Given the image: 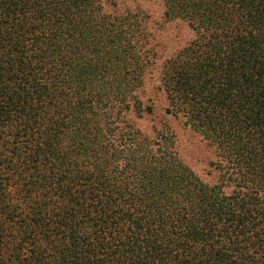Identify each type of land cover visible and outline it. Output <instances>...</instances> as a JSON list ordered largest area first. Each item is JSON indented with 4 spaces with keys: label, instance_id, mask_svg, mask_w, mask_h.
I'll use <instances>...</instances> for the list:
<instances>
[{
    "label": "trees",
    "instance_id": "obj_1",
    "mask_svg": "<svg viewBox=\"0 0 264 264\" xmlns=\"http://www.w3.org/2000/svg\"><path fill=\"white\" fill-rule=\"evenodd\" d=\"M164 6L196 33L166 112L215 148L214 184L129 116L153 112L137 13L0 0V264H264V0Z\"/></svg>",
    "mask_w": 264,
    "mask_h": 264
},
{
    "label": "rangeland",
    "instance_id": "obj_2",
    "mask_svg": "<svg viewBox=\"0 0 264 264\" xmlns=\"http://www.w3.org/2000/svg\"><path fill=\"white\" fill-rule=\"evenodd\" d=\"M104 5L108 12L131 11L142 19L141 47L150 61L139 95L145 106H152L153 112L141 116L130 113L135 126L151 137L169 135L181 159L201 179L210 184L218 182L220 172L215 165L218 160L215 148L183 116L166 112L168 101L161 83L164 62L195 38V30L185 20L166 17L164 0H104Z\"/></svg>",
    "mask_w": 264,
    "mask_h": 264
}]
</instances>
